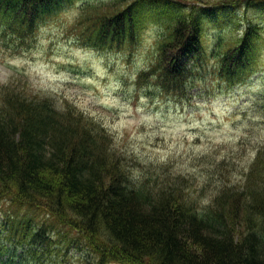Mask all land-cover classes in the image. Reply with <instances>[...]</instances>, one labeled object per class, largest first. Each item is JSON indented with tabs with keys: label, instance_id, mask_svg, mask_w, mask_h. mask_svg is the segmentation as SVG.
I'll use <instances>...</instances> for the list:
<instances>
[{
	"label": "trees",
	"instance_id": "trees-1",
	"mask_svg": "<svg viewBox=\"0 0 264 264\" xmlns=\"http://www.w3.org/2000/svg\"><path fill=\"white\" fill-rule=\"evenodd\" d=\"M74 1L0 0L4 43L17 36L14 42L22 47L42 21ZM236 1L239 8L256 6L264 13V0ZM162 2L85 1L76 43L110 52L134 48L144 29L142 16L169 9L166 34L150 67L139 73L138 90L185 99L191 76L209 63L230 87L256 73L262 24L246 19L235 39L219 38L207 52L206 21L235 10L227 3L198 9ZM24 85L0 84V201H8L13 213L2 216L12 240L10 246L0 242V256L7 257L2 264H43L46 253L37 247L57 241L65 247L58 251L64 260L75 244H85L88 258L80 264H264L263 149L242 191L224 188L202 208L186 194L184 179L160 176L159 167L137 174L138 165L117 153L104 125L73 102Z\"/></svg>",
	"mask_w": 264,
	"mask_h": 264
},
{
	"label": "rangeland",
	"instance_id": "rangeland-1",
	"mask_svg": "<svg viewBox=\"0 0 264 264\" xmlns=\"http://www.w3.org/2000/svg\"><path fill=\"white\" fill-rule=\"evenodd\" d=\"M85 1L89 0H75L42 21L34 39L22 47L14 42L17 36L4 43L0 34V84L13 83L17 88L25 84L27 90L70 100L104 125L117 153L138 165L137 174L142 168L159 167L160 176L167 173L184 179L186 194L198 199L202 208L224 188L242 191L257 152L263 149L264 154V43H259L262 55L256 73L233 87L213 74L209 63L191 76L187 98H165L154 89L147 91L148 96L136 88V80L154 61L157 42L165 36L173 13L167 9L143 15L144 29L136 47L100 51L76 43L79 10ZM172 2L198 9L227 3L235 10L227 17L206 21L207 52L219 38L235 39L246 19L264 26L261 10L239 8L236 0H164L160 4ZM11 209L8 201H0V242L7 246L12 240L1 222ZM60 231L64 238L65 231ZM40 244L35 247L46 253L43 264H80L88 258L83 243V249L75 244L66 260L58 252L65 249L63 244ZM0 258L1 264L7 259Z\"/></svg>",
	"mask_w": 264,
	"mask_h": 264
}]
</instances>
